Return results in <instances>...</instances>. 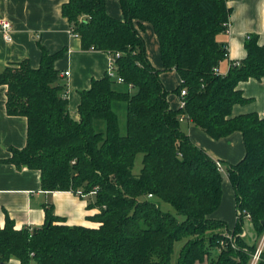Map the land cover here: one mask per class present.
<instances>
[{"label":"trees","instance_id":"16d2710c","mask_svg":"<svg viewBox=\"0 0 264 264\" xmlns=\"http://www.w3.org/2000/svg\"><path fill=\"white\" fill-rule=\"evenodd\" d=\"M117 1L120 16L108 12L107 0H66L61 6L82 47L114 60V75L92 78L80 92L77 116L54 67L61 52L42 46L37 68L24 59L0 72L6 112L27 120L24 146L10 148L3 161L38 170L43 190L88 196L99 222L66 224L51 207L40 226L16 228L7 217L0 226V262L250 264L264 233V117L232 115V107L248 100L240 81L264 77V45L250 34L245 57L220 73L215 68L228 58L226 42L218 39L229 28L226 0ZM146 25L157 37L162 70L179 75L173 92L183 106L170 105V91L147 56ZM184 119L214 139L242 134V159L222 162L235 196L232 229L211 217L221 203L225 172L182 130ZM138 153L141 167L134 172ZM245 220L253 239L240 235ZM175 242L181 245L174 257ZM256 264H264V246Z\"/></svg>","mask_w":264,"mask_h":264},{"label":"crops","instance_id":"0c3cea01","mask_svg":"<svg viewBox=\"0 0 264 264\" xmlns=\"http://www.w3.org/2000/svg\"><path fill=\"white\" fill-rule=\"evenodd\" d=\"M65 1L0 0V19L6 17L12 22L11 41H6L0 31V72L4 67L24 59L37 68L42 46L49 53L61 52L54 61V67L66 82L69 111L77 116L80 92L90 86L92 78L104 76L111 56L104 51L84 49L80 38L71 34L70 23L61 13ZM226 1L230 7L229 30L219 34L218 39L226 42L228 58L220 62L221 72H226L231 62L245 57L244 42L250 34H256L258 43L264 45V0ZM107 10L111 15H121L117 0H107ZM142 34L147 56L161 70L160 78L170 91V105L176 108L179 101L173 90L180 82L179 75L175 70H162L158 40L152 28L146 25ZM64 71H68V75H64ZM237 87L248 100L234 104L232 115L256 112L264 117V77L240 81ZM6 89V85H0V226L4 225L7 217L14 221L16 228L40 226L45 221L46 208L51 207L55 215L64 218L66 224L97 227L99 222L92 216L98 212V208H88L85 197L68 190H43L38 170L25 166L19 168L3 161L10 156V148L24 146L27 130L26 117L6 112ZM181 128L195 145L220 162L237 163L245 153L240 131L214 139L187 119L182 120ZM223 176L221 203L211 217L224 221L232 229L236 221L234 190L226 172ZM0 264L21 262L11 257Z\"/></svg>","mask_w":264,"mask_h":264},{"label":"built area","instance_id":"2783aa9c","mask_svg":"<svg viewBox=\"0 0 264 264\" xmlns=\"http://www.w3.org/2000/svg\"><path fill=\"white\" fill-rule=\"evenodd\" d=\"M228 30H229V28L227 29V32H228ZM0 31H1L3 37H4V39L6 41L9 42V41L12 40V35H11V33H12V22L8 18L3 17V18L0 19ZM70 32H71L72 35H76L74 32L71 31V29H70ZM114 71H115L114 60L111 57L109 65H108L107 72L110 75H114ZM215 71L220 72V73H224V72H221L218 68H215ZM63 74L64 75H68V71H64ZM118 79L121 80V78H118ZM180 94L184 95L185 94V89H182ZM183 105H184V101L181 98H179V106H183ZM216 165H217V167H218V169L220 171L224 172V166H223L222 162H220L219 160H216ZM244 232H246V231H244ZM263 243H264V239L258 245L257 250L253 254V258H252L250 264H256V261H257V259L259 257V254H260V251L262 249Z\"/></svg>","mask_w":264,"mask_h":264},{"label":"rangeland","instance_id":"374dc122","mask_svg":"<svg viewBox=\"0 0 264 264\" xmlns=\"http://www.w3.org/2000/svg\"><path fill=\"white\" fill-rule=\"evenodd\" d=\"M220 36V35H219ZM222 36V35H221ZM161 71V70H160ZM173 74V72L171 73ZM177 84V82H176ZM178 96V95H177ZM178 101H179V96H178ZM118 113H119V117H120V120H121V123L124 124V118H125V115H124V111H122V109H118ZM141 159H142V154H137L136 155V158H135V161H134V165H133V171L134 172H138L140 170V167H141ZM224 174V173H223ZM89 199V197L87 196L86 197V200ZM162 208L164 210H169L171 211L172 213H174L178 218H182V216L180 214H177L176 211L173 209V207L168 204V203H165V202H162ZM246 231V232H244ZM241 236H247L248 238H254L255 234L251 228V225L249 224V221L245 220L244 222V230L241 232L240 234ZM264 237V233L262 235V237L260 238L259 242H258V245L260 244V242L263 241V238ZM181 245V242H175V246H174V257L176 256L177 254V251L179 249ZM263 246H264V243H263ZM262 246V247H263ZM253 258V256H252Z\"/></svg>","mask_w":264,"mask_h":264}]
</instances>
